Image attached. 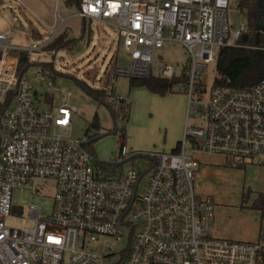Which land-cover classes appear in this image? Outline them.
I'll return each instance as SVG.
<instances>
[{
  "label": "built area",
  "instance_id": "obj_1",
  "mask_svg": "<svg viewBox=\"0 0 264 264\" xmlns=\"http://www.w3.org/2000/svg\"><path fill=\"white\" fill-rule=\"evenodd\" d=\"M230 2L80 0L78 16L107 23L122 38L129 62L115 74L175 79L201 119L186 124L177 152L134 151L114 163L128 159L134 165L129 158L140 155L141 166L116 173L98 168L90 130L71 136L74 108L41 107L32 97L34 80L53 83L51 70L41 67L33 79L19 74V52L32 59L59 30L29 48L0 31V264H264V189L257 239L246 241L215 234L217 203L195 187L198 153L230 165L260 159L264 168V78L247 88H198L221 48L241 45L247 31L243 24L232 35ZM165 43L185 49V64L155 59V48ZM125 99L107 96L119 111ZM21 187L47 190L53 209L43 216L30 205L34 224L17 228L5 219L15 214L12 192ZM124 228L126 247H96L103 237L120 239Z\"/></svg>",
  "mask_w": 264,
  "mask_h": 264
},
{
  "label": "rangeland",
  "instance_id": "obj_2",
  "mask_svg": "<svg viewBox=\"0 0 264 264\" xmlns=\"http://www.w3.org/2000/svg\"><path fill=\"white\" fill-rule=\"evenodd\" d=\"M49 7L56 11L54 27H47L30 9V0H3L7 12L0 13V31L8 34L11 41L21 47L43 45L54 35L67 30L75 40L69 49L54 53L39 49L31 54L33 60L53 62L56 74L54 82L37 84L34 80L32 97L41 107L55 109L67 104L75 109L72 120L71 136L84 137L90 130L94 136L102 135L95 141L96 157L101 161H116L134 151H170L183 139L186 124L199 125L201 119L195 117L194 107L188 108L189 100L177 85L172 92L155 94L145 87L130 88V77L115 74L117 66H127L129 54L124 50L122 38L113 26L86 19L83 32V18L71 15L77 11L75 4L67 5L60 0L65 10H59L58 0H46ZM240 0H231L228 18L232 35L243 24L247 25V14L239 8ZM57 12L61 16H57ZM4 14V15H2ZM70 14L65 22L62 16ZM51 22L53 16H50ZM155 59L172 63L176 67L185 64L187 53L179 44L165 43L155 48ZM39 65L27 71L30 79L35 77ZM216 75V65L212 63L203 73L204 82L211 86ZM85 80L91 86L113 88L116 93L127 97L130 112L127 119H116L109 107L88 95L76 81ZM47 97H52L49 104ZM196 93L194 94V98ZM184 105V106H183ZM97 116L99 128L93 121ZM125 133V144L119 138ZM189 151V148L187 149ZM200 168L196 173L195 187L202 195H212L217 203L215 212V234L234 240H255V225H258L261 192L264 189V168L260 159L249 163L239 161L230 165L221 156L196 154ZM143 158H135L136 163L126 161L122 170L141 166ZM14 215L5 221L9 226L21 228L32 226L34 221L28 217L30 205L37 206L43 216L51 214L53 199L47 190L33 193L29 188H15L12 192ZM128 228L124 236L116 239L103 237L96 244L100 251L112 247L121 250L127 245ZM252 235V236H251Z\"/></svg>",
  "mask_w": 264,
  "mask_h": 264
},
{
  "label": "trees",
  "instance_id": "obj_3",
  "mask_svg": "<svg viewBox=\"0 0 264 264\" xmlns=\"http://www.w3.org/2000/svg\"><path fill=\"white\" fill-rule=\"evenodd\" d=\"M80 0H66L67 5L75 4L79 6ZM239 8L241 11L247 14V31L244 35L239 38L241 45L238 46H225L220 50V54L215 63L216 65V75L212 86H230L235 88H247L262 78H264V0H240ZM83 22V32L86 29V19ZM76 39L71 37L67 30L60 32L56 35L43 49L49 53H54L60 49H70L74 44ZM19 57V74L27 75V71L31 67L39 65V67L48 68L52 72V80L56 77L57 72L54 67L53 62H42L37 60H32L29 54L25 51H21L18 54ZM62 74V73H61ZM79 86L90 96L97 99L100 103L105 104L110 108L114 120L116 119H127L130 112V104L128 99L123 100L119 105L121 111L118 110L117 105L109 103L107 96L111 93H116V91L111 88L108 90L106 87L101 86L99 88L91 86L85 80H78ZM174 80L160 79L157 77L151 78H130V88L132 87H145L150 92L155 94H167L172 92V87L175 84ZM209 85H207L204 80L199 82V90L204 92L207 90ZM127 98V97H126ZM49 104L53 103L52 97H47ZM94 127L99 128L97 116L93 121ZM102 135H95L92 137L90 142V150L96 155L94 150V143L100 139ZM125 133L119 138V141L124 145ZM180 141H178L179 143ZM178 143L172 151L177 152L179 150ZM140 155L132 156L131 160H134ZM143 158V157H141ZM128 161L125 160L119 164H115L112 161H101L98 160V168L102 171H109V173H116L118 170H122L123 164Z\"/></svg>",
  "mask_w": 264,
  "mask_h": 264
},
{
  "label": "crops",
  "instance_id": "obj_4",
  "mask_svg": "<svg viewBox=\"0 0 264 264\" xmlns=\"http://www.w3.org/2000/svg\"><path fill=\"white\" fill-rule=\"evenodd\" d=\"M30 2H32V3H30L31 5L29 7L33 11L34 15L36 17H38V19L42 23L46 24L47 27H52L53 28L54 25H55V21H56V11L53 8L49 7L48 2L46 0H30ZM60 2L61 1L58 0V4H59V10L58 11H60V10L63 11L65 9L60 5ZM3 3H4L3 0H0V13L2 11L7 12V9L2 7ZM76 12H74L71 15L78 16ZM2 15H4V14H2ZM51 15L53 16V21L52 22L50 20V16ZM58 15L61 16L59 12H57V16ZM71 15L68 14L67 16H62L61 20L63 22H65V19H67ZM259 216H260V213H259ZM258 220H259V217H258ZM258 229H259V225H257V226L255 225V234H256L255 240L257 239V236H258ZM246 241H253V240H246Z\"/></svg>",
  "mask_w": 264,
  "mask_h": 264
},
{
  "label": "water",
  "instance_id": "obj_5",
  "mask_svg": "<svg viewBox=\"0 0 264 264\" xmlns=\"http://www.w3.org/2000/svg\"><path fill=\"white\" fill-rule=\"evenodd\" d=\"M263 12H264V9H263ZM263 24H264V22H263ZM244 38H246V35H244Z\"/></svg>",
  "mask_w": 264,
  "mask_h": 264
}]
</instances>
